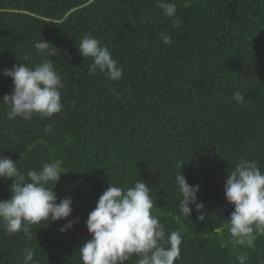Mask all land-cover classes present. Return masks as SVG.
Returning <instances> with one entry per match:
<instances>
[{
  "label": "trees",
  "instance_id": "obj_1",
  "mask_svg": "<svg viewBox=\"0 0 264 264\" xmlns=\"http://www.w3.org/2000/svg\"><path fill=\"white\" fill-rule=\"evenodd\" d=\"M172 2L180 28L155 0H0V69L40 63L34 42L43 38L61 50L50 59L64 85L63 109L52 117L9 121L0 103V155L22 172L62 161L54 191L74 201L67 219L79 218L65 233L66 220L33 225L31 241L0 223V264H18L25 247L36 249L40 264H82L78 248L90 238L86 220L100 195L110 182L131 187L140 179L152 189V215L166 233L181 232L174 264H238L242 252L246 264H264V235L252 248L232 243L226 220L234 207L224 194L241 160L264 172V0ZM84 34L109 48L121 80L89 74L92 59L78 51ZM12 87L0 74V99ZM237 92L243 102L233 99ZM178 162L188 183L199 185L203 222L195 210L189 218L179 211ZM10 184L0 179V199Z\"/></svg>",
  "mask_w": 264,
  "mask_h": 264
},
{
  "label": "clouds",
  "instance_id": "obj_2",
  "mask_svg": "<svg viewBox=\"0 0 264 264\" xmlns=\"http://www.w3.org/2000/svg\"><path fill=\"white\" fill-rule=\"evenodd\" d=\"M162 14L173 18V27L180 28L182 21L176 17L177 7L172 0H155ZM165 45L173 43L171 37L161 33ZM34 48L42 57L40 63L29 67L24 63L13 64L10 69H0V74L12 79L10 94H5L0 103L6 106L9 121L17 118L31 119L39 114L52 117L62 111L60 74L50 57L61 53L53 43L43 38L34 42ZM79 54L91 58L88 66L90 75L103 73L108 80L123 78V68L112 58L107 46L90 34H84L79 45ZM26 59V58H25ZM115 98L119 93L110 89ZM238 103L244 97L237 92L234 97ZM51 131V125L45 132ZM62 161L44 162L39 168L22 172L10 157L0 155V179L11 180L10 196L0 199V223L8 235L22 232L28 241L33 235L32 226L47 222L66 220L59 231L65 233L79 218L68 220L73 212V199L70 196L58 198L55 186L65 173ZM183 162H178L181 170L175 176L179 195L180 213L189 218L193 210L197 220L205 221V205L198 202L199 185H190L182 174ZM152 189L142 180L134 186L120 187L110 182L89 212L86 227L90 238L78 248L82 264H126L133 255L136 264H174L180 257L182 235L179 230L166 233L158 218L152 215ZM224 194L234 210L227 219L232 243L246 248L254 247L258 235H264V172L257 161L241 160L228 172L224 182ZM59 199V202H57ZM194 205V209L190 207ZM38 230V229H37ZM36 230V231H37ZM36 249L25 247L18 264H40L34 259ZM238 264H246L247 253L236 257Z\"/></svg>",
  "mask_w": 264,
  "mask_h": 264
}]
</instances>
